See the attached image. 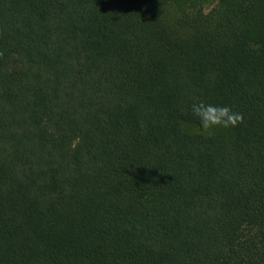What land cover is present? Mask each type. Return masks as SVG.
I'll return each instance as SVG.
<instances>
[{"label":"trees","instance_id":"trees-1","mask_svg":"<svg viewBox=\"0 0 264 264\" xmlns=\"http://www.w3.org/2000/svg\"><path fill=\"white\" fill-rule=\"evenodd\" d=\"M0 264H264V0H0Z\"/></svg>","mask_w":264,"mask_h":264},{"label":"clouds","instance_id":"clouds-1","mask_svg":"<svg viewBox=\"0 0 264 264\" xmlns=\"http://www.w3.org/2000/svg\"><path fill=\"white\" fill-rule=\"evenodd\" d=\"M191 113L199 121L203 130L216 127H236L243 122V115L233 111L228 105L205 103L204 101L191 104Z\"/></svg>","mask_w":264,"mask_h":264}]
</instances>
